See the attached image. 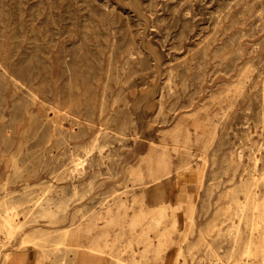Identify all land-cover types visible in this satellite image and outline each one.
<instances>
[{
  "label": "rangeland",
  "instance_id": "obj_1",
  "mask_svg": "<svg viewBox=\"0 0 264 264\" xmlns=\"http://www.w3.org/2000/svg\"><path fill=\"white\" fill-rule=\"evenodd\" d=\"M227 2L0 0L5 264L30 250L36 264H165L179 248L185 254L174 264H187L188 222L172 212L190 201L176 183L187 150L195 167V155L206 156L207 174L213 159L235 157L249 138L264 145V0L254 11ZM207 12L217 25L199 47ZM227 54L232 65L224 69L218 60ZM247 69L248 82H239ZM12 78L31 95L13 96ZM234 86L244 93L231 91L232 112L224 113L215 102ZM194 123L204 129L191 127L187 139ZM99 132L102 157L95 150L86 162L96 166L65 172ZM149 174L162 177L161 187ZM160 189L175 197L167 213L156 206Z\"/></svg>",
  "mask_w": 264,
  "mask_h": 264
},
{
  "label": "bare ground",
  "instance_id": "obj_2",
  "mask_svg": "<svg viewBox=\"0 0 264 264\" xmlns=\"http://www.w3.org/2000/svg\"><path fill=\"white\" fill-rule=\"evenodd\" d=\"M227 5L229 9L243 6L245 9H248V7L250 9L253 8L254 11L262 5V0H228ZM207 14V23L204 24L202 28L204 34L197 44L199 47L203 46L211 39L213 35L212 32L217 25L218 16H213L212 12H207ZM253 17L257 20L260 16L256 13ZM230 57L231 56L227 54L219 58V64L224 67V69H228L229 66L232 65L231 63H225L232 59ZM0 73H2L1 68ZM249 73V69L243 70L240 73L239 82H248ZM10 87L11 92L14 94L13 96L31 95V92L15 78L10 80ZM224 91H226L225 96L216 101L215 106L224 113H231L230 106L232 100L229 99L228 94L231 91H234V94H236L239 90L234 86V88L225 89ZM243 93L244 90H242V93L241 90L239 91V94L243 95ZM225 100H229L230 104H223L222 102ZM222 122L224 124L228 123L227 120H223ZM89 125L94 127L91 123H89ZM191 127L195 128L197 131L199 129H204V125L199 123L187 125V139H189L191 135L189 130ZM99 135L100 132L93 138L92 142H90L86 153L76 158L77 162L75 164L65 167V172H77L81 175L89 174L86 171L87 169H84V166L87 165L88 168L90 166H96L91 163H86L96 158L92 152L99 150V158L102 157L101 148L99 146ZM238 149L239 153L235 157H225L220 162H216L213 159L211 164L208 165L207 169L209 173L207 174H205L207 165L204 164L206 156L204 154L200 156L195 155V159L200 163H195V167V165L190 162L191 157L193 158L194 156L187 150V165L183 169H178L179 174L176 183H180L186 187L190 196L187 208L182 211L183 216L186 217L185 219H187L186 221L188 222L185 251L187 264H264V203L262 202V199H264V174L261 172L264 168V145L263 143L252 142L251 138H249L247 142L239 145ZM153 154L154 153H150L147 159L153 158ZM159 156V162L166 165L169 160L166 153L160 151ZM150 176L155 177L150 183H160L159 186L161 187L163 181L162 177L159 175ZM160 191L162 192V196L159 197L156 206H158L163 213H167V205L173 202V198L170 194L163 196V190L160 189ZM51 204V199H48L46 207L44 208H50ZM38 206L40 207V205H37V207ZM27 208H31V206L28 205ZM40 209H42V206ZM142 210L140 212H142ZM173 213L175 215V220H177L180 212ZM146 225L149 226V224ZM167 232L168 231H165V233ZM152 233H155L154 229ZM167 235H165V237H167ZM170 235L173 237L174 233ZM155 236H153V238ZM168 242H170L171 247L169 235ZM172 242L174 243L173 240ZM96 250L97 247L95 250L92 249L91 251L97 254L98 250ZM159 251L161 252L162 250H158L157 257L160 256ZM165 253L167 254V252ZM184 254L183 248L171 250L166 257L165 264H174L178 257Z\"/></svg>",
  "mask_w": 264,
  "mask_h": 264
},
{
  "label": "crops",
  "instance_id": "obj_3",
  "mask_svg": "<svg viewBox=\"0 0 264 264\" xmlns=\"http://www.w3.org/2000/svg\"><path fill=\"white\" fill-rule=\"evenodd\" d=\"M172 198H175V197H172ZM177 198H178V201L180 204L186 203V199H185L184 194L180 193L177 196ZM174 206L175 207L172 209V212H181V211L185 210L184 206H177V205H174ZM2 228H3V223H2V220L0 219V230ZM9 253H11V252L10 251L4 252V254L2 255V258L0 259V264H5V262H4L5 256ZM12 254H14V253H12ZM8 264H36V253L32 250L25 252V253H20L16 257H14V260L12 262H10Z\"/></svg>",
  "mask_w": 264,
  "mask_h": 264
}]
</instances>
